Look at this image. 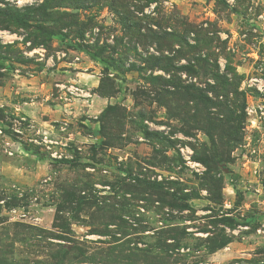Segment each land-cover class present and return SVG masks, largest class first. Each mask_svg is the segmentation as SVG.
<instances>
[{
  "label": "rangeland",
  "instance_id": "rangeland-1",
  "mask_svg": "<svg viewBox=\"0 0 264 264\" xmlns=\"http://www.w3.org/2000/svg\"><path fill=\"white\" fill-rule=\"evenodd\" d=\"M262 83L264 0H0V264H264Z\"/></svg>",
  "mask_w": 264,
  "mask_h": 264
},
{
  "label": "trees",
  "instance_id": "trees-1",
  "mask_svg": "<svg viewBox=\"0 0 264 264\" xmlns=\"http://www.w3.org/2000/svg\"><path fill=\"white\" fill-rule=\"evenodd\" d=\"M87 53H88V55H90L94 59H97L99 57V54H97L96 52H93L92 50H87ZM99 61L100 62H104L103 59H100Z\"/></svg>",
  "mask_w": 264,
  "mask_h": 264
},
{
  "label": "built area",
  "instance_id": "built-area-1",
  "mask_svg": "<svg viewBox=\"0 0 264 264\" xmlns=\"http://www.w3.org/2000/svg\"><path fill=\"white\" fill-rule=\"evenodd\" d=\"M234 0H231V2H233ZM262 85H264V83H262ZM260 116H264V110H262L261 112H260ZM195 165H199V164H195ZM16 210H14V212H15Z\"/></svg>",
  "mask_w": 264,
  "mask_h": 264
}]
</instances>
